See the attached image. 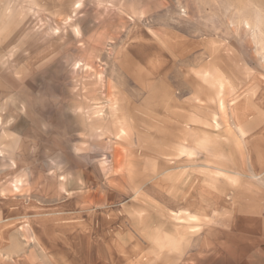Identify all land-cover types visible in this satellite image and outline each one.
Here are the masks:
<instances>
[{
    "label": "rangeland",
    "instance_id": "rangeland-1",
    "mask_svg": "<svg viewBox=\"0 0 264 264\" xmlns=\"http://www.w3.org/2000/svg\"><path fill=\"white\" fill-rule=\"evenodd\" d=\"M264 264V0H0V264Z\"/></svg>",
    "mask_w": 264,
    "mask_h": 264
},
{
    "label": "crops",
    "instance_id": "crops-1",
    "mask_svg": "<svg viewBox=\"0 0 264 264\" xmlns=\"http://www.w3.org/2000/svg\"><path fill=\"white\" fill-rule=\"evenodd\" d=\"M261 264H263V263H261Z\"/></svg>",
    "mask_w": 264,
    "mask_h": 264
}]
</instances>
